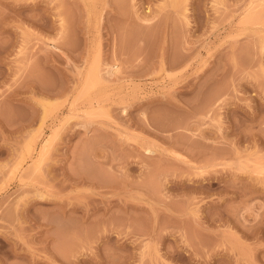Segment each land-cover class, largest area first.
I'll list each match as a JSON object with an SVG mask.
<instances>
[{
    "label": "rangeland",
    "instance_id": "1",
    "mask_svg": "<svg viewBox=\"0 0 264 264\" xmlns=\"http://www.w3.org/2000/svg\"><path fill=\"white\" fill-rule=\"evenodd\" d=\"M0 264H264V0H0Z\"/></svg>",
    "mask_w": 264,
    "mask_h": 264
}]
</instances>
